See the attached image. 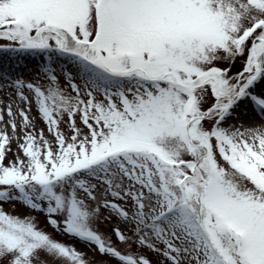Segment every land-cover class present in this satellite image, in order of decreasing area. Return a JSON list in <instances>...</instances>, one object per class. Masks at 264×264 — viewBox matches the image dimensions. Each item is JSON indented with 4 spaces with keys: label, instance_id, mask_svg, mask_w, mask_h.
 Returning a JSON list of instances; mask_svg holds the SVG:
<instances>
[{
    "label": "snow or ice",
    "instance_id": "obj_1",
    "mask_svg": "<svg viewBox=\"0 0 264 264\" xmlns=\"http://www.w3.org/2000/svg\"><path fill=\"white\" fill-rule=\"evenodd\" d=\"M0 40L45 61L43 83L5 74L28 108L7 106L23 159L4 164L14 137L0 128V264H91L33 211L94 244L98 264H153L93 227L102 209L125 224L121 243L167 264H264V127L224 126L245 102L264 119V0H0Z\"/></svg>",
    "mask_w": 264,
    "mask_h": 264
},
{
    "label": "rangeland",
    "instance_id": "obj_2",
    "mask_svg": "<svg viewBox=\"0 0 264 264\" xmlns=\"http://www.w3.org/2000/svg\"><path fill=\"white\" fill-rule=\"evenodd\" d=\"M8 43H9L8 41L0 40V45H6ZM44 63L45 61L41 55H27V54H17V53H12V52H0V107L4 109V118H3V121H0V128L7 127L8 134L14 137L11 142V150L7 153L6 158L4 160L5 165H8L11 161H15L18 156L21 159L24 158V153L19 148V143H22L23 141L22 139L17 140L15 138V137H22L23 135V133L20 131V124H21L22 118L19 115H17L16 122H17L18 127H17L16 132L13 133L11 126L9 124V117L7 115V106L11 104L14 112H17L19 108H22L25 110H27L28 108L27 104L18 98L17 89L14 86H10V81L5 78V74L10 75L12 79H15L18 75H20L23 77V79L26 82L43 83L44 78H43V74L40 71V65ZM243 63H244L243 57L238 58L235 61L231 69L233 75L242 70ZM60 64H63L64 67L68 69L69 71H73L72 65L67 62L66 58H60L56 60L53 65L57 69V75L59 76L61 85L64 87H67L68 82L65 80L63 73L58 67V65ZM218 66L228 67V62L221 61L218 63ZM79 82L80 81L77 80V83ZM259 84H264V83L261 82ZM24 91H25V95H28L29 98L31 99L33 94L29 93L26 88L24 89ZM254 91L256 90L254 89ZM211 103H212V100L209 99V104ZM247 104L248 103L246 102V105ZM207 106L208 105H205V107ZM242 107H248V109H253L252 106H242ZM29 115L33 121V125H34V128L37 134L39 133L41 129H43L45 136L51 139V136L47 131V126L45 122L42 120V118L37 113L35 103L32 104ZM66 121H67V117H65V122L61 124V128L62 130H64L66 135H70V131H69ZM77 123L79 125L78 118H77ZM228 125H234L238 127L242 125L243 128L264 127V119H262L261 116L258 114L257 116H252L251 119H248L245 121L238 117L233 116L226 122L224 126L227 127ZM206 126H210V125H206ZM85 131L87 130L85 129ZM2 206L6 211L10 213H19L23 215V214H27L29 211L23 204L16 202V201L5 202L3 203ZM101 211H102V215L93 222V227L97 228L102 234L109 237L112 243L114 244V246H116L121 252H134V253L142 252L144 255H146L153 261V264H161V261H163V264H167V261H165L164 258L157 253L151 252L146 248L138 249L135 243H132L130 247L128 244L121 243L117 239V236L114 234L113 229L115 227H120L121 230L123 231L125 230V227H126L125 224L121 221L120 218H118L114 214H110L107 210L102 209ZM31 215L35 217V220L39 228L50 233L55 239L59 241H62L68 245H75V247L79 251L85 254V259L90 261L91 264H98V262L100 261L109 260L107 256L101 255L99 253V251L97 250V247L94 244H88L85 242H81L77 238L63 234L62 232L54 229L48 223V217L45 215L44 212L33 211L31 212ZM42 258L47 260L48 264H63V261L53 260L51 257L43 256ZM5 264H6V261H5ZM109 264H121V262H119L116 259H112L109 262ZM185 264H194V261L187 260L185 261Z\"/></svg>",
    "mask_w": 264,
    "mask_h": 264
},
{
    "label": "bare ground",
    "instance_id": "obj_3",
    "mask_svg": "<svg viewBox=\"0 0 264 264\" xmlns=\"http://www.w3.org/2000/svg\"><path fill=\"white\" fill-rule=\"evenodd\" d=\"M259 84H257V88H258ZM242 106H249V104L246 105V102L243 103L239 109H237L236 113H235V117H238L242 120H248L251 119L252 116H257V112L254 111L253 109H248V107H242ZM254 121V120H253Z\"/></svg>",
    "mask_w": 264,
    "mask_h": 264
}]
</instances>
